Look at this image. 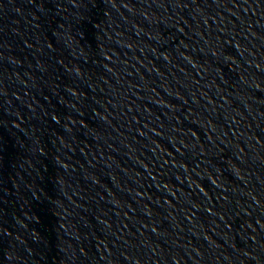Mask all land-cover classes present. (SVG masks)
<instances>
[{
	"label": "water",
	"instance_id": "95a60500",
	"mask_svg": "<svg viewBox=\"0 0 264 264\" xmlns=\"http://www.w3.org/2000/svg\"><path fill=\"white\" fill-rule=\"evenodd\" d=\"M0 264H264V0H0Z\"/></svg>",
	"mask_w": 264,
	"mask_h": 264
}]
</instances>
